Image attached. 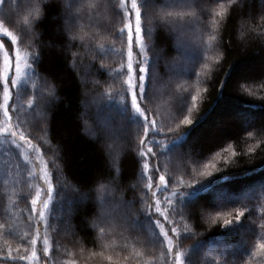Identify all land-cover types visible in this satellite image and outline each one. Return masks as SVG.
Instances as JSON below:
<instances>
[{
    "label": "trees",
    "instance_id": "trees-1",
    "mask_svg": "<svg viewBox=\"0 0 264 264\" xmlns=\"http://www.w3.org/2000/svg\"><path fill=\"white\" fill-rule=\"evenodd\" d=\"M170 1L159 0L155 12L163 16L171 11L175 20L178 8L169 7L173 4ZM97 2L82 0L81 35L85 38L92 32L99 33L95 24L111 19L106 10L96 13L98 19H90L88 6ZM37 3L38 0H5L0 5V19L17 32ZM204 6L212 13L207 20L208 31L202 28L203 17L197 11L196 17L181 21L183 31H187V38L180 41L181 48L176 47L178 42L167 28L160 29L156 38L162 81L155 88L168 87L170 93L159 99L155 96V103L148 107L155 109V118L165 132L173 130L165 142L178 137L160 157L161 171L173 180L166 194L170 195L172 189L185 191L181 204L189 215L181 224L196 233L194 239L182 242L181 250H190L186 257L189 264L192 260L194 264H264V250L259 247L264 244V229L259 228L264 223V0H243L242 5L240 0H213ZM183 9L185 13L193 11L187 6ZM217 11L225 12V16L215 17ZM60 12L57 0H50L37 31L53 45L45 55L43 74L58 85L61 100L50 113L46 133L40 126H26L25 132L35 138L33 143L41 145L42 152L51 148L46 160L51 161L53 154L60 157L55 166H49L54 173L62 169L54 184L66 179L81 192H89L100 183H110L102 178L107 177L109 167L113 175L115 167H119L120 183L131 199L130 187L145 183L132 154L119 153V163L113 166L107 145L90 132L92 122L85 115L88 102L98 99L107 88V77L85 82L82 72L66 67L60 51L63 41L57 32ZM209 32L217 38L211 43L207 42ZM105 39L100 35L96 44ZM28 43L19 45L22 51ZM115 59L118 58L106 57L104 62L118 67ZM174 65L184 68L186 75L169 86L166 79ZM184 116L195 121L192 126L180 123ZM132 131L135 143L134 127ZM10 147L14 146L0 137V225H5L0 229L4 232L0 235V250H6L8 245L15 248L18 237L29 231L28 206L40 184L38 177L28 176L29 171H34L32 163L25 165L23 155L17 158L19 150L9 151ZM17 164L23 167L17 168ZM208 171L214 175L205 178L202 173ZM179 180L194 185L189 189L180 186ZM99 211L94 202L76 205L70 227L54 234L61 264L71 260L76 264H110L108 256L119 259L121 264H125L123 257L127 256L128 264H135L134 252L143 251L136 234L121 236L117 232L101 239L91 228L94 214ZM237 211H244L249 222L224 227V220L232 219ZM252 218L255 226L250 223ZM6 229L13 235L8 236Z\"/></svg>",
    "mask_w": 264,
    "mask_h": 264
},
{
    "label": "snow or ice",
    "instance_id": "snow-or-ice-1",
    "mask_svg": "<svg viewBox=\"0 0 264 264\" xmlns=\"http://www.w3.org/2000/svg\"><path fill=\"white\" fill-rule=\"evenodd\" d=\"M49 2L38 0L17 32L6 27L5 20L0 19V137H3L4 143L14 146L9 151L19 150L17 158L23 155L25 165L33 163L29 154L35 155L39 162L38 179L42 181L36 185L35 196L28 206L29 231L18 237L15 248L8 245L6 250H0V264H61L57 255L60 248L54 234L63 227H70L76 205L85 202H94L100 209L94 214L91 228L101 239L117 232L121 236L125 233L136 234V242L143 251L134 252L135 264H189L186 257L190 250H181L182 242L184 239H194L196 233L186 224H181L189 215L181 204L185 191L172 189L170 195L166 194L173 180L171 176L166 178L160 165V157L165 156L162 153L178 137L165 142L173 130L169 128L165 132L164 126L155 118V109H150L148 105L155 103L154 85L162 81L158 70L161 56L156 51L159 30L167 28L178 42L186 39L181 21L196 17L198 11L199 17H203L202 28L208 31L207 20L212 13L204 5L213 0H191L188 7L193 11L178 13L175 20L171 11L163 16L156 14L155 4L159 0H98L88 6L90 19H98L96 13L105 10L111 19L95 24L99 33L92 32L86 38L81 35L84 20L81 15L84 8L82 0H57L61 9L57 18V32L63 41L60 51L66 67L82 72L85 82L94 77H107L104 80L107 88L98 99L90 100L85 108L86 118L92 122L90 132L107 145L113 166L119 163V153H131L145 179L143 186L137 184L130 187L131 199L127 198V190L120 183L122 171L119 167H115L116 175L109 167L107 177L102 178L110 183H100L98 188L89 192H81L66 179L54 184L62 169L57 168L54 173L49 166H55L60 157L53 154L51 161L46 160L45 156L51 152V148L42 152L41 145L33 143L35 138L25 132L26 126H40V130L46 133L45 125L50 113L61 100L58 85L43 74L45 55L53 45L46 43L43 33L37 31L46 17ZM4 3L5 0H0V5ZM240 3L242 5L243 0ZM219 6L224 8L223 4ZM232 10L235 11V8ZM224 16L223 11L215 12V17ZM100 35L106 39L96 44ZM216 39L215 35L208 33V43ZM25 41L30 43L22 51L19 45ZM106 57L118 58L114 62L119 66L105 63ZM192 99L194 101L195 97ZM188 111L190 113L191 109ZM106 112L109 115H105ZM194 122L189 116H184L180 121L189 127ZM133 127L135 143L132 140ZM20 167L23 165L17 164V168ZM202 175L207 178L214 173L208 171ZM28 176L36 178L37 173L29 171ZM177 183L189 189L194 185H185L183 180ZM241 222H249V216L244 211H237L232 219L224 220L223 226ZM250 223L255 226L256 220L252 218ZM259 228L264 229V223ZM0 229H5V225H0ZM6 231L8 236L13 235L10 229ZM0 235H4V232H0ZM259 247L264 250V244ZM146 256L151 258L145 259ZM107 259L110 264H121L119 259L113 260L112 256ZM123 260L128 264L129 257L125 256ZM68 264H76V261L71 260ZM190 264H194L193 260Z\"/></svg>",
    "mask_w": 264,
    "mask_h": 264
},
{
    "label": "rangeland",
    "instance_id": "rangeland-1",
    "mask_svg": "<svg viewBox=\"0 0 264 264\" xmlns=\"http://www.w3.org/2000/svg\"><path fill=\"white\" fill-rule=\"evenodd\" d=\"M170 2H173V4H170L168 6L178 8L176 11H174V12H176V14H178V13H182V12L185 13V11H183L184 10L183 8H185L186 6L188 7L190 0H172ZM159 10H161V9H159ZM194 26H195V29L197 30L196 25H194ZM183 30H185V28H183ZM184 32H187V31H183V33ZM175 40L177 41L176 37H175ZM180 41H183V39H181ZM180 41L179 42L177 41L178 44L176 45V47H178V48H181V45H179ZM171 69L172 70L169 73V77L166 79V82L169 84V86H171L173 82L178 81L182 76L185 77V75H186V70L184 68H182L181 66H177V65L175 66L174 65L171 67ZM154 92H155L156 98L159 99L162 96L169 94L170 90L168 87H164L162 89L155 88V85H154ZM169 101H171V100H169ZM168 114L171 115L172 112L169 111ZM29 155H30V159L33 161V163H32L33 170L37 173V177H38L39 176V167H38L39 162L36 161L34 154H29ZM177 162H178V159H177ZM177 162H176V164H177ZM176 166L178 168V165H176ZM39 182H40V184L42 183V181H40V180H39ZM42 198H43V194H42Z\"/></svg>",
    "mask_w": 264,
    "mask_h": 264
}]
</instances>
